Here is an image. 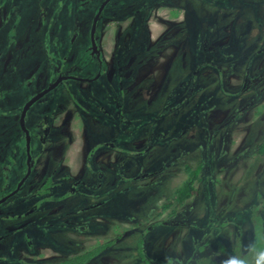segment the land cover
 I'll list each match as a JSON object with an SVG mask.
<instances>
[{"label": "rangeland", "instance_id": "374dc122", "mask_svg": "<svg viewBox=\"0 0 264 264\" xmlns=\"http://www.w3.org/2000/svg\"><path fill=\"white\" fill-rule=\"evenodd\" d=\"M18 1L36 29L15 102L59 73L86 79L65 78L29 107L28 125L41 132L16 206L38 241L20 245L14 264H46L111 240L85 264H224L227 251L253 264L264 248V0H111L95 35L98 76L80 65L92 57L99 0ZM187 165H201L196 194L164 208Z\"/></svg>", "mask_w": 264, "mask_h": 264}, {"label": "flooded vegetation", "instance_id": "af4514ba", "mask_svg": "<svg viewBox=\"0 0 264 264\" xmlns=\"http://www.w3.org/2000/svg\"><path fill=\"white\" fill-rule=\"evenodd\" d=\"M110 1L111 0H99L97 3L96 12L92 17L87 39L89 42L88 50L91 52L92 57L86 63L80 65V70L84 73L87 71H90L91 73L96 72L95 76H98L99 72L101 73L100 65H102L104 61L101 55H99L96 42L92 43L91 26L95 15L101 8V12L99 13L96 20L94 33L95 40L97 24L99 23L101 16L105 12V9L107 8V5ZM224 1L225 0H222V2ZM26 3L30 6L29 0H27ZM42 3L43 5L41 7L44 5L47 6V4L43 1ZM252 3L253 2H249L248 5H251ZM23 5L24 3L18 0H0V37L2 38L5 35V40L0 41V117H2L0 120V124L2 125V127L0 126V264H14V257H16V261H18L16 250L20 245H23L24 248H26L28 244H35L38 241V238L36 234L33 233V230H31L29 226H25L26 222H20V210H18L19 208L17 209L18 206H16V204L18 202V198L21 197L19 196V193L24 186L25 178L30 175L31 168L29 166V162L31 160L30 151L33 147L32 145L36 144L35 138L37 136L40 137L41 132V129L37 130L28 125V116L30 110L29 107L32 108L35 103L40 98H42V96H44L48 87H46L43 91L37 92V94H41V96L34 102H31L33 97L30 96L20 106L19 103L15 102V98H13L16 83L19 84V82H21L20 78L25 74L23 72H30V65L32 61L35 60L34 50L31 52V48L33 49V47L31 46L30 48L28 44L31 36L33 35V31L36 29V26L31 21L29 13L26 14L27 11H23L25 14L22 16L20 9H23ZM6 7L7 9H5ZM59 7L60 6H57L56 10L53 12V15L57 14ZM222 7H229V4L222 5ZM249 21L250 20L245 19V23H248ZM78 22L79 20H76V23L73 25L78 27ZM18 26L20 28L19 31L16 29ZM42 26L44 28L43 37L46 38L48 34L46 32L47 25L44 22ZM74 38L75 34H72L70 40H74ZM83 46H81L82 49L84 48ZM6 54H8V56H6V59H4ZM2 56L3 60L1 58ZM24 59H27L28 62L22 64L25 62L23 61ZM19 63H21L23 66L18 67ZM94 65H96V68ZM95 76L91 78L93 79ZM57 77H62L57 85L61 84V81L65 78L78 80L86 79L84 76L79 77L70 73H59L57 74L55 80L58 79ZM250 80L251 78H249V75L247 74L245 76L246 83H248ZM21 84L24 83L21 82ZM7 95L11 96L12 99H7ZM19 128L22 129V137L26 140L23 146L18 143V136L20 135L18 130ZM51 189L52 188L50 185L48 191L44 193H38L39 198H44L43 203L47 202L45 198L47 192H49ZM30 197L31 196L23 195L22 199L27 201L25 206L29 203ZM20 227L23 229L21 230ZM45 235L47 234L45 233ZM20 240H22V243H20ZM2 242L9 246L8 254L4 253V249L1 248ZM14 244L16 245L15 248ZM11 249L14 250V253H11Z\"/></svg>", "mask_w": 264, "mask_h": 264}, {"label": "trees", "instance_id": "16d2710c", "mask_svg": "<svg viewBox=\"0 0 264 264\" xmlns=\"http://www.w3.org/2000/svg\"><path fill=\"white\" fill-rule=\"evenodd\" d=\"M257 151L261 152V153L264 152V141L258 146ZM197 166H201V165H197ZM186 167H187V170L189 171L190 175L188 176V178L181 185H179L174 190L172 199L168 200L167 202L164 203V208H166L171 203H179V204H181L187 198H189L192 195L196 194L197 190H196V188L194 186V181L196 180V175L199 172V170H197L198 168H196V167H195L196 169L195 168H191L189 165H187ZM50 185H52V182H51L50 178H48L47 180H45L43 182V184L39 188L38 192L39 193H44V192L48 191V188H49ZM162 206H163V204H162ZM159 224L160 225H164L166 223L160 222ZM155 225H157V224H155ZM114 242H115L114 240L107 241V242L101 243V244H99V245H97V246H95V247H93V248H91L89 250H85V251H83V252H81L79 254H76V255H74L72 257L65 258V259H60V260H57V261H49L46 264H85V263L89 262L92 258H94L97 255H99L104 249H106L107 247L112 245ZM140 242H141V240H140ZM218 246H219L220 250H222L220 245H218ZM262 251H264V248H263ZM139 252L142 254L141 246L139 247ZM225 254H226V256H229V257H226L227 259H229L230 258L229 252L227 251ZM148 264H151V263H148ZM155 264H159V263H155ZM160 264H173V263L163 262V263H160ZM200 264H202V263H200Z\"/></svg>", "mask_w": 264, "mask_h": 264}, {"label": "clouds", "instance_id": "9594fccd", "mask_svg": "<svg viewBox=\"0 0 264 264\" xmlns=\"http://www.w3.org/2000/svg\"><path fill=\"white\" fill-rule=\"evenodd\" d=\"M224 264H248V262L244 258L234 256L227 259ZM254 264H264V251L256 253Z\"/></svg>", "mask_w": 264, "mask_h": 264}, {"label": "water", "instance_id": "95a60500", "mask_svg": "<svg viewBox=\"0 0 264 264\" xmlns=\"http://www.w3.org/2000/svg\"><path fill=\"white\" fill-rule=\"evenodd\" d=\"M100 12H101V8L99 9L97 14L95 15V18H94L92 26H91V40H92V43L95 42V40H94L95 26H96L97 17H98ZM61 79H62V77L58 78L55 81H53V83L47 88V91L51 90L55 85H57ZM40 96H41V94H39V95L37 94L35 97L32 98L31 102L36 101Z\"/></svg>", "mask_w": 264, "mask_h": 264}]
</instances>
